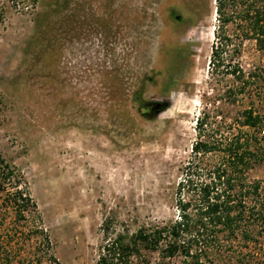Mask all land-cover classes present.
Returning <instances> with one entry per match:
<instances>
[{"label":"rangeland","instance_id":"obj_1","mask_svg":"<svg viewBox=\"0 0 264 264\" xmlns=\"http://www.w3.org/2000/svg\"><path fill=\"white\" fill-rule=\"evenodd\" d=\"M32 1L0 0V156L21 174L42 232L13 238L4 216L0 264H37L34 254L40 264H96L107 239L176 218L204 108L231 118L250 100L233 105L232 77L210 64L215 0H70L60 48L40 62L24 50L52 0ZM224 54L264 89V51L253 41ZM250 93L264 104V92ZM151 102L167 104L154 119L139 111ZM248 177L264 189V163ZM232 248L205 264H264V237Z\"/></svg>","mask_w":264,"mask_h":264},{"label":"trees","instance_id":"obj_2","mask_svg":"<svg viewBox=\"0 0 264 264\" xmlns=\"http://www.w3.org/2000/svg\"><path fill=\"white\" fill-rule=\"evenodd\" d=\"M70 3L52 0L36 15L24 59L40 62L47 49L58 52L61 16H72ZM215 4L216 42L210 64L214 70L222 67L225 77H232L234 88L225 92L228 100L233 96L234 105L236 97L244 99L247 95L250 106L231 118L213 115L204 108L195 121L196 140L191 145V155L180 170L176 218L165 224L142 226L131 235L116 234L107 239L99 249L96 264H173L177 258L181 259L179 264H205L204 260L220 253L221 248L232 250L234 241L249 245L264 237V189L260 182L248 177L255 166L264 163V104L250 93L259 90L262 94L263 84L257 83L254 72L246 74L238 62L223 56L228 49L239 55L245 40L264 51V0H215ZM138 95L133 92V100ZM252 95L258 98V107ZM166 108L164 102H151L142 104L139 111L143 117L154 119ZM21 185V174L0 156V223L11 214L17 226L12 231L13 238H31L42 230L37 226L36 205ZM33 257L37 264L41 263V257Z\"/></svg>","mask_w":264,"mask_h":264}]
</instances>
